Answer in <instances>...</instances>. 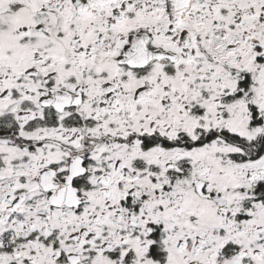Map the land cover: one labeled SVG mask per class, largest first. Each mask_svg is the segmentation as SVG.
Segmentation results:
<instances>
[{
  "label": "snow or ice",
  "instance_id": "1",
  "mask_svg": "<svg viewBox=\"0 0 264 264\" xmlns=\"http://www.w3.org/2000/svg\"><path fill=\"white\" fill-rule=\"evenodd\" d=\"M0 264H264V0H0Z\"/></svg>",
  "mask_w": 264,
  "mask_h": 264
}]
</instances>
